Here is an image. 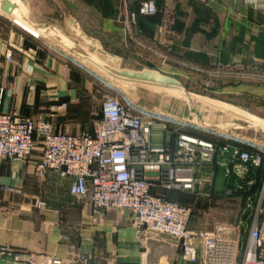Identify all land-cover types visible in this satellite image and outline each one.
I'll return each mask as SVG.
<instances>
[{"label":"crops","instance_id":"1","mask_svg":"<svg viewBox=\"0 0 264 264\" xmlns=\"http://www.w3.org/2000/svg\"><path fill=\"white\" fill-rule=\"evenodd\" d=\"M140 1L75 0L74 12L80 18L64 25L78 24L82 29L88 17L92 18L108 50H119L118 55L110 54L128 62L122 72L175 76L184 91L189 90L183 82L189 79L188 71L203 74L193 84L207 94L195 96L223 114H232L229 108H264L263 7L247 0H155L157 14L139 16L128 32L123 21L129 11H138ZM40 5V1L30 0L24 5L26 13L17 5L7 14L0 0V107L20 118L38 119L48 116L51 107L66 104L48 118L55 132L92 131L101 117L102 103L94 106L95 84L78 58L81 49L74 47L77 40L65 31L46 28L58 22L47 21ZM116 72L112 70L109 75L117 78ZM198 116L203 120L202 114ZM204 122L211 123L210 127L192 129L180 123V127L165 130L155 126L154 144L174 141L176 129L217 148L213 160L198 167L196 192L166 194L193 208L192 231L205 229L193 223L199 202L241 197L239 216L248 227L259 192L253 206L248 207V200L235 191L249 186L252 170L243 180L228 176L221 163L235 147H251L228 139L224 123L217 122L216 117L204 118ZM224 147L230 151L222 154ZM40 158V147H36L25 163L0 159V247L35 253L39 263L46 256H54L64 259L65 264H190L183 259L177 240L167 235L139 234L129 212L94 213L89 197L71 195L69 180L52 171L42 175L36 171ZM152 192H156L154 187ZM39 201L46 204L41 210L36 207ZM82 257L86 262L80 260ZM0 264L21 263L0 259Z\"/></svg>","mask_w":264,"mask_h":264},{"label":"built area","instance_id":"2","mask_svg":"<svg viewBox=\"0 0 264 264\" xmlns=\"http://www.w3.org/2000/svg\"><path fill=\"white\" fill-rule=\"evenodd\" d=\"M247 1L264 8V0ZM157 12L155 0H141L138 11L127 13L124 27L130 32L139 16L150 17ZM65 107L53 106L48 116L38 119L20 118L0 107V159L25 163L40 147L39 174L52 171L69 180L71 195L89 197L94 213L126 211L139 234L167 235L177 240L183 259L190 264H264V177L248 227L242 222L236 227L216 225L209 231H192L193 208L166 193L197 191L198 167L213 160L217 152L214 143L174 129V141L154 144L152 128L160 125L166 130L170 122L148 115L127 99L112 96L104 98L101 117L92 131L58 133L48 118ZM249 146L252 151L235 147L222 161L228 176L244 180L252 169L264 166V147ZM229 151V147L221 149L222 154ZM247 200L252 207L253 200ZM45 205L36 203L40 210ZM0 259L21 264H65L64 259L54 256H46L39 263L35 253L9 246L0 247ZM80 260L86 262L84 257Z\"/></svg>","mask_w":264,"mask_h":264},{"label":"rangeland","instance_id":"3","mask_svg":"<svg viewBox=\"0 0 264 264\" xmlns=\"http://www.w3.org/2000/svg\"><path fill=\"white\" fill-rule=\"evenodd\" d=\"M28 1L30 0H1L2 4L7 2L13 9L18 5L23 14L27 12L24 5L27 6ZM38 1L41 3L40 10L47 14V21L58 22V25L47 26L46 28L55 29L57 32L65 31L68 36L77 40V42L74 41V44H77L74 47L81 49L78 52V58L84 64L83 68L95 84V107H99L106 96L124 98L144 109L148 115H156L161 119L168 120L170 122L169 127L172 129L180 127L178 125L180 123H187L192 129L199 126L210 127L211 123L207 122L208 124H206L204 118L212 120L216 117L217 122L224 123L225 129L223 131H226L228 139L234 142L243 141L255 147H264V108L256 109L255 106L250 111L229 108L233 112L232 114L221 113L218 109L203 103L195 96V94L206 95L207 92L193 84V81L196 82L200 78L199 75L204 77L203 74L193 70L188 71L189 79H183V82L189 85V90L185 91L181 88H164L142 81H128L120 76L113 78L109 72L114 70L121 73L122 68L127 66L128 62L119 56L114 57L110 54L113 51L108 50L109 47L106 42L101 40L102 36L97 35V29L92 24L93 19L88 17L87 26L82 27V29L78 24L64 25L65 21L68 23L76 21L74 17L80 18L79 13L74 12L77 6L75 0ZM62 35L64 34L62 33ZM113 54L118 55L119 50L114 51ZM160 74L176 79L175 76ZM255 92L258 91L255 90ZM199 113L202 114L203 120L198 119ZM154 129L155 126L152 128V132ZM218 129L222 130L221 128ZM153 142H157V137L153 138ZM242 200L241 197H237V199L221 198L210 203L199 202L198 208H195L193 223L205 227L202 229L204 231L212 230L216 225L240 226L243 222V218L239 216L240 206L243 204ZM245 236L243 233L242 237ZM239 261L240 258L237 262Z\"/></svg>","mask_w":264,"mask_h":264},{"label":"water","instance_id":"4","mask_svg":"<svg viewBox=\"0 0 264 264\" xmlns=\"http://www.w3.org/2000/svg\"><path fill=\"white\" fill-rule=\"evenodd\" d=\"M2 11L7 14H10L13 11V8L9 3H3ZM116 76L123 77L129 81H142L144 83L158 85L164 88L167 87H176L180 88L181 84L174 78L162 75L157 72H150V71H143V72H130V71H123L121 73H115Z\"/></svg>","mask_w":264,"mask_h":264},{"label":"trees","instance_id":"5","mask_svg":"<svg viewBox=\"0 0 264 264\" xmlns=\"http://www.w3.org/2000/svg\"><path fill=\"white\" fill-rule=\"evenodd\" d=\"M249 149H250V147H249ZM250 150L252 151L253 149L251 148ZM263 177H264V166L261 168H258V169H252L251 176L248 178L249 179L251 178L254 181L253 185L247 186V187L242 186L243 187L242 189L237 188V190L235 191V195L243 196L245 199L250 197L252 200H254V197L256 196V194L259 192V190L261 188ZM242 182H245V181H242Z\"/></svg>","mask_w":264,"mask_h":264}]
</instances>
